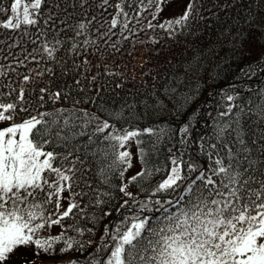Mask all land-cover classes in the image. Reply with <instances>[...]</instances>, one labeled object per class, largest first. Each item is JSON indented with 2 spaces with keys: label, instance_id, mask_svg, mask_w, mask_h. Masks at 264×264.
<instances>
[{
  "label": "snow or ice",
  "instance_id": "snow-or-ice-1",
  "mask_svg": "<svg viewBox=\"0 0 264 264\" xmlns=\"http://www.w3.org/2000/svg\"><path fill=\"white\" fill-rule=\"evenodd\" d=\"M170 3H0V29L19 34L0 42L7 49L0 60H11L0 63V264H264V0H214L213 8L235 13L231 25L215 47L186 46L191 55L182 73L154 85L142 107L109 103L98 74L90 73L103 67L107 76H121L104 60L141 32L160 30L152 44L198 35L211 11L204 0H183L178 14L162 16ZM225 45L241 58L259 50L239 79L260 83L210 92L218 97L215 115L208 113L210 122L194 138L199 109L176 126L172 121L198 98L208 60ZM29 63L35 75L17 73ZM54 69L61 83L39 84L46 73L55 77ZM153 117L160 122L133 123ZM177 133L165 163H153ZM133 146L141 168L126 177Z\"/></svg>",
  "mask_w": 264,
  "mask_h": 264
},
{
  "label": "trees",
  "instance_id": "trees-1",
  "mask_svg": "<svg viewBox=\"0 0 264 264\" xmlns=\"http://www.w3.org/2000/svg\"><path fill=\"white\" fill-rule=\"evenodd\" d=\"M207 7L211 9L209 12H205L207 19L202 22L199 26V32L196 36L179 37L178 41L174 42L164 38L160 39L157 44H152L150 38L153 35L162 37V33L159 29L155 31L141 32L138 37H132L130 40L123 41L122 47L119 52H114L113 55H108L104 60V63L108 65L107 71L120 73L121 76H107L103 67H92L90 73L93 75L98 74V85L100 83L104 84V96L109 103L115 102V106H119L123 101L127 100L129 103H135L138 107H142V102L145 99H149V93L154 90L153 86L160 87L165 83V77L171 73H182V65L186 61L187 57L191 55V51H186V46H198L201 49H207L210 47H215L217 44V39L220 32L231 25V20L229 15H235L234 12L230 10H219L213 8L214 0H204ZM219 3H223V0H218ZM0 3H7V0H0ZM111 11V9L109 10ZM215 13V16L213 15ZM0 19H3L0 16ZM19 35L18 33H7L6 30L0 29V42L4 41L6 38L9 42H12V38ZM119 39V36H114L113 40ZM255 41V37H250ZM143 41V43H141ZM32 45H29L31 48ZM246 50L250 49L251 46L246 43ZM0 49H4V52H0V57L7 52L3 43H0ZM17 53L19 49H14ZM252 56L245 55L241 58L240 54L237 53L235 56H231L228 53L227 45L224 46L223 50L220 51L219 56L211 58L208 60V67L203 76V80L206 81L205 86L200 92L198 98L189 106L187 112H185L180 121H172L173 126L183 122L192 111L199 109L201 113L200 123L196 125L193 129V137H198L203 132V125L205 122H210V117L208 113L211 112L215 115V106L218 103V97L213 100L209 97V93L218 89L229 88L232 84H240L243 88L246 87H257L260 83L259 77H253L252 81L247 84L239 79L240 69L243 68L250 59H254L255 56L259 55L258 49H251ZM93 64L96 63L95 57H89ZM11 60H0V63H9ZM219 64L220 67L216 69L219 75L214 82L209 81V75L214 70L215 66ZM15 66V65H13ZM51 67V65H48ZM44 64L41 63L39 70L44 69ZM36 65L29 63L27 69L19 68L17 73H23L26 71H32L35 75ZM56 76L49 77L47 73L44 77L40 78L39 84L51 83L53 87L56 84L61 83L59 69H54ZM17 73H12L11 78L16 79ZM22 78V77H21ZM190 79H192L190 77ZM122 83L123 88H115V83ZM241 96H247L248 93L237 89ZM164 119H167L165 117ZM155 117L151 119H145L144 121H133L134 124H138L139 127L143 128L150 126L154 123H159ZM147 139V137H146ZM179 140V134L173 138L172 141L166 142L159 146V152L153 157V163L163 164L165 163V158L170 155L167 149L172 147L176 141ZM179 145L176 144V148ZM173 148V152L176 151ZM164 173L156 175L153 178V183L163 177ZM116 218V213H113L112 217L108 220H113ZM105 221V223L108 222ZM98 236L100 233L97 234ZM95 247V245H93ZM78 255V254H77ZM40 264V262H38ZM43 264H59V258L55 260L45 259Z\"/></svg>",
  "mask_w": 264,
  "mask_h": 264
},
{
  "label": "rangeland",
  "instance_id": "rangeland-1",
  "mask_svg": "<svg viewBox=\"0 0 264 264\" xmlns=\"http://www.w3.org/2000/svg\"><path fill=\"white\" fill-rule=\"evenodd\" d=\"M183 5V0H171V3L167 6L165 11L161 14L164 17H171L175 14H178L180 12V9ZM133 152V167L128 170V172L125 174L126 177L135 174L137 171L140 170L141 165L139 164L137 158H136V148L133 146L131 149Z\"/></svg>",
  "mask_w": 264,
  "mask_h": 264
}]
</instances>
